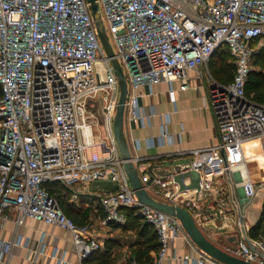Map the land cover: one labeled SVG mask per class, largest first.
<instances>
[{
    "label": "built area",
    "instance_id": "obj_1",
    "mask_svg": "<svg viewBox=\"0 0 264 264\" xmlns=\"http://www.w3.org/2000/svg\"><path fill=\"white\" fill-rule=\"evenodd\" d=\"M94 4L113 51L110 57L87 0H0V216L6 219V211H14L17 225L32 219L68 231L82 261L103 244L88 224L79 225L63 212L59 198L74 203L81 195H94L105 213L103 224L123 225L122 209L129 208L151 225L159 244L152 264H163L169 246L187 233L177 217L140 200L129 184L113 129L120 90L110 60L118 62L125 77L123 131L142 188L155 200L189 212L213 191L216 177L238 172L249 201L255 185L245 169L243 147L264 137V103L249 98L245 84L256 53L264 48V0ZM222 49L233 59L231 81L219 83L209 74L206 78L218 143L193 150L192 161L171 172L151 165L149 157L138 154L141 141L133 134L156 115L152 105H142L141 87L167 83L174 103L175 89L190 87L188 73L200 76L198 69ZM88 117L97 122H88ZM162 117L160 133L145 137L149 148L171 142L168 116ZM187 171L199 178V189L179 190L173 177ZM96 180L117 187L93 192ZM21 243V237L0 240V262ZM251 244L254 252L239 241L233 255L260 260L263 239ZM211 259L198 250L196 264ZM128 264L145 263L131 259Z\"/></svg>",
    "mask_w": 264,
    "mask_h": 264
},
{
    "label": "crops",
    "instance_id": "obj_2",
    "mask_svg": "<svg viewBox=\"0 0 264 264\" xmlns=\"http://www.w3.org/2000/svg\"><path fill=\"white\" fill-rule=\"evenodd\" d=\"M210 64L198 69L200 76L197 71L188 73L189 88H194L196 93L193 90L188 92L186 89H175L174 103L169 100L167 83L153 85L151 89L148 86L141 87L142 105L145 108L152 105L156 115L150 118L146 128H137L133 133L141 141L138 154L149 157L148 163L161 167L165 172L189 164L193 159V150L216 145L219 141L213 112L208 103L206 76L209 74L219 83H228L233 77L234 65L231 78L223 81L213 76ZM159 87L163 89L159 90ZM174 87H177L176 83ZM164 115L168 116L167 131L171 142L149 148L145 137L160 133ZM243 149L245 169L255 185L254 196L246 201L239 173L229 172L216 177L213 191L200 197L196 208L189 211L203 235L230 254H233L241 240L247 245L253 239L264 241V137L247 141ZM91 189L93 192L98 191L92 186ZM70 204L75 209L72 215L76 222L88 224L96 238L102 242L98 251L102 252L106 240L113 239L118 245L112 247L111 264H127L130 257L134 256L136 241L141 242L136 232L124 231L120 224L113 221L103 224L105 213L94 195L82 196ZM6 214V219L0 216V240L13 241L21 237L22 243L14 245L10 256L0 264H97L92 258L84 259L86 262L78 260L68 231L32 219H25L17 225L15 212L6 211ZM198 250L189 236L179 235L169 246L163 264H196ZM155 255V251H150L149 261L145 263L152 264ZM61 258L63 263H60ZM260 260L254 262L260 263ZM205 264L223 263L211 259Z\"/></svg>",
    "mask_w": 264,
    "mask_h": 264
},
{
    "label": "water",
    "instance_id": "obj_3",
    "mask_svg": "<svg viewBox=\"0 0 264 264\" xmlns=\"http://www.w3.org/2000/svg\"><path fill=\"white\" fill-rule=\"evenodd\" d=\"M95 0H87L90 3L92 10V15L94 17V22L97 27L98 35L104 52L107 56H112L113 51L111 45L108 41L105 29L100 17L95 16L96 5ZM112 69L117 77L119 85V96L117 101L116 112L113 120V129L115 132V137L120 152L121 158L124 160V170L127 175L129 184L131 188L135 191L136 196L143 202L163 211L170 215L177 217L185 232L191 239V241L203 252H205L212 259H215L223 264H259L252 261H247L233 254L227 253L226 251L218 248L212 242H210L200 231L197 224L195 223L193 217L190 213L183 207L175 204H168L155 200L152 198L143 188L139 180L137 171L135 169L134 163L131 160L130 151L127 145V141L123 131V115H124V104L126 96V81L123 75L122 69L115 59L110 60ZM174 181L178 184L180 191L199 189V178L194 177V175L187 171L182 173H177L173 177ZM188 180L189 183H185ZM92 187L98 191L114 190L117 185L110 181L96 180L92 183ZM248 246L252 252L255 251L254 246L248 242ZM264 259V254L261 255Z\"/></svg>",
    "mask_w": 264,
    "mask_h": 264
},
{
    "label": "trees",
    "instance_id": "obj_4",
    "mask_svg": "<svg viewBox=\"0 0 264 264\" xmlns=\"http://www.w3.org/2000/svg\"><path fill=\"white\" fill-rule=\"evenodd\" d=\"M217 53V52H215ZM214 53V54H215ZM213 54V55H214ZM213 55L209 62L212 65H217L215 69V75L217 79L227 81L232 76L233 65H227L224 61L222 63L216 64V61L213 59ZM221 59V58H220ZM219 59V60H220ZM258 64L259 68H252L248 74L247 81L245 84V93L251 98L253 101L262 103L264 101V48H261L255 55L252 64ZM1 94V91H0ZM250 94H252L250 96ZM57 193H60V188H53ZM52 188L50 189L53 192ZM59 206L62 208L63 212L71 217L75 223V217L72 215V212H75L74 207L71 206L70 203L67 202L64 198H59ZM122 211L126 216V221L123 225H121L124 231L133 230L136 232L137 236L141 238V242L136 241L135 250H133V255L128 260L127 264L131 259H135L140 263H145L149 261V252L150 251H158L159 244L157 242L156 234L151 225L142 222L140 216L135 213L134 210L129 208H123ZM82 225L83 223H77ZM118 243L113 239H108L105 241L104 249L102 252L96 251L87 259L96 260L97 264H111V256H112V247L117 246ZM85 261V260H84ZM83 261V262H84ZM86 262V261H85ZM146 264V263H145Z\"/></svg>",
    "mask_w": 264,
    "mask_h": 264
},
{
    "label": "rangeland",
    "instance_id": "obj_5",
    "mask_svg": "<svg viewBox=\"0 0 264 264\" xmlns=\"http://www.w3.org/2000/svg\"><path fill=\"white\" fill-rule=\"evenodd\" d=\"M221 58V59H220ZM213 59H214V61L216 60V59H218L217 61H216V63L217 64H219V63H222L223 61L227 64V65H230V66H232L233 65V59L231 58V56L229 55V53H228V51L227 50H225V49H222L221 51L219 50L217 53H215L214 55H213ZM220 59V60H219ZM216 66L217 65H212V67H211V73L213 74V76L216 78V75H215V69H216ZM252 67L253 68H256V69H258L259 68V63L258 64H252ZM206 78H207V76H206ZM163 89V87H159V90H162ZM187 91L188 90H193L195 93H196V91L194 90V88H188V89H186ZM189 92V91H188ZM87 121L88 122H92L93 124H95L96 122H97V119L96 118H94V117H88L87 118ZM94 132L95 133H97L98 132V129H97V127H94ZM55 184H50V186H54ZM89 194H84V195H81L80 197H82V196H88Z\"/></svg>",
    "mask_w": 264,
    "mask_h": 264
}]
</instances>
